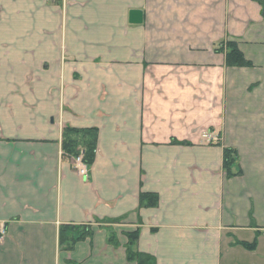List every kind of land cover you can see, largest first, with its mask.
I'll return each mask as SVG.
<instances>
[{
  "label": "crops",
  "instance_id": "crops-1",
  "mask_svg": "<svg viewBox=\"0 0 264 264\" xmlns=\"http://www.w3.org/2000/svg\"><path fill=\"white\" fill-rule=\"evenodd\" d=\"M225 41L252 68L226 67ZM66 127L98 130L86 176ZM84 225L93 236L63 251L61 228ZM0 226V264H128L137 229L156 264H264L262 5L0 0ZM257 233L255 251L235 245Z\"/></svg>",
  "mask_w": 264,
  "mask_h": 264
},
{
  "label": "trees",
  "instance_id": "trees-1",
  "mask_svg": "<svg viewBox=\"0 0 264 264\" xmlns=\"http://www.w3.org/2000/svg\"><path fill=\"white\" fill-rule=\"evenodd\" d=\"M264 8L263 0H255ZM218 53L225 55V63L228 68H252V63L248 61L240 51L239 44L236 41L222 42L216 49ZM98 142L97 129H74L66 127L63 131L62 151L67 157L73 159L82 158V163L87 169H90L96 159V150ZM173 144L190 146L189 143H179L174 141ZM237 153L229 148L224 149L223 167L228 177H232V168L236 162ZM159 197L154 194H141L140 206L145 208H155L158 206ZM121 220H104L96 222L97 225H116ZM94 234L92 225L84 226H63L60 230V247L63 251L70 252L80 241L91 238ZM259 233L252 243L235 242L248 251H255L258 247ZM127 238L126 256L128 264H156L154 257L140 253L135 250V245L140 238V231L137 229L125 234ZM108 243L117 247L118 242L114 234L108 237Z\"/></svg>",
  "mask_w": 264,
  "mask_h": 264
},
{
  "label": "built area",
  "instance_id": "built-area-1",
  "mask_svg": "<svg viewBox=\"0 0 264 264\" xmlns=\"http://www.w3.org/2000/svg\"><path fill=\"white\" fill-rule=\"evenodd\" d=\"M208 137L210 138V140H214L217 141V139H215L214 137L211 136H204V138L208 139ZM214 138V139H213ZM76 167H77V171L81 176H86L87 175V169L85 167V165L82 163V159L78 158L76 160ZM6 235V230L3 226H0V238L4 237Z\"/></svg>",
  "mask_w": 264,
  "mask_h": 264
},
{
  "label": "water",
  "instance_id": "water-1",
  "mask_svg": "<svg viewBox=\"0 0 264 264\" xmlns=\"http://www.w3.org/2000/svg\"><path fill=\"white\" fill-rule=\"evenodd\" d=\"M130 22L132 24H140L142 23V13L135 11V12H131L130 14Z\"/></svg>",
  "mask_w": 264,
  "mask_h": 264
},
{
  "label": "rangeland",
  "instance_id": "rangeland-1",
  "mask_svg": "<svg viewBox=\"0 0 264 264\" xmlns=\"http://www.w3.org/2000/svg\"><path fill=\"white\" fill-rule=\"evenodd\" d=\"M204 136H206V135H204ZM209 136V135H208ZM211 137H213V136H211ZM215 139H217L216 137H214ZM213 138V139H214ZM204 140H207V141H209L210 143L211 142H214V140H210V138L208 137V139H206V138H204ZM253 241H251V243H252ZM246 264V263H245ZM247 264H249V263H247ZM252 264H255L254 262L252 263Z\"/></svg>",
  "mask_w": 264,
  "mask_h": 264
}]
</instances>
